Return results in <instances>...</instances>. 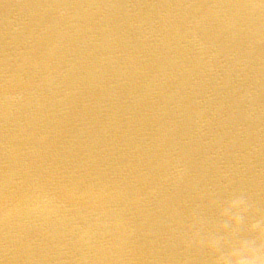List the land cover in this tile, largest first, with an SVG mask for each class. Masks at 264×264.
<instances>
[{
	"label": "bare ground",
	"instance_id": "bare-ground-1",
	"mask_svg": "<svg viewBox=\"0 0 264 264\" xmlns=\"http://www.w3.org/2000/svg\"><path fill=\"white\" fill-rule=\"evenodd\" d=\"M264 264V0H0V264Z\"/></svg>",
	"mask_w": 264,
	"mask_h": 264
},
{
	"label": "clouds",
	"instance_id": "clouds-1",
	"mask_svg": "<svg viewBox=\"0 0 264 264\" xmlns=\"http://www.w3.org/2000/svg\"><path fill=\"white\" fill-rule=\"evenodd\" d=\"M240 264H247V262L244 261V260H241V261H240Z\"/></svg>",
	"mask_w": 264,
	"mask_h": 264
}]
</instances>
